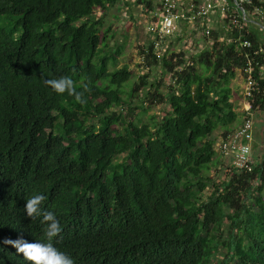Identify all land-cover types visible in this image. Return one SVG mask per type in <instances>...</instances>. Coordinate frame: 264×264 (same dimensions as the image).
I'll return each mask as SVG.
<instances>
[{
    "label": "trees",
    "instance_id": "trees-1",
    "mask_svg": "<svg viewBox=\"0 0 264 264\" xmlns=\"http://www.w3.org/2000/svg\"><path fill=\"white\" fill-rule=\"evenodd\" d=\"M120 2L0 0V264H28L5 239L47 243L42 217L25 211L36 194L75 264H264V156L251 171L230 163L224 179L209 174L248 114L238 125L231 86L247 53L258 87L244 97L264 110V29L228 18L201 50L161 56L147 32V73L131 83L118 66L124 46L104 28ZM255 5L264 0L246 10ZM61 77L87 86L85 103L45 83ZM158 103L165 114L144 120Z\"/></svg>",
    "mask_w": 264,
    "mask_h": 264
},
{
    "label": "built area",
    "instance_id": "built-area-1",
    "mask_svg": "<svg viewBox=\"0 0 264 264\" xmlns=\"http://www.w3.org/2000/svg\"><path fill=\"white\" fill-rule=\"evenodd\" d=\"M252 4H255V0H232L231 2L159 0L158 9L147 29L154 51L158 56L165 54L169 38L184 35V31L182 33L183 24L191 26L192 41L197 38L199 33H202L203 36H210L213 29L211 21L215 19L216 13L225 22L230 18L233 26L238 29H244L248 22H254L258 27L264 28V6L255 5L253 12H248L246 6ZM253 15L259 18H254ZM240 42L242 46L252 47L251 39H240ZM260 52L264 53V46L256 51V53ZM245 56L247 63L242 70L246 78L245 96L250 97L257 89L258 83L254 75V63L251 54L247 53ZM263 71L264 67H262V73ZM246 110L248 114L243 124L222 141L219 148L225 156L231 158L233 167L251 171L255 163L253 159L255 122L249 101Z\"/></svg>",
    "mask_w": 264,
    "mask_h": 264
},
{
    "label": "rangeland",
    "instance_id": "rangeland-1",
    "mask_svg": "<svg viewBox=\"0 0 264 264\" xmlns=\"http://www.w3.org/2000/svg\"><path fill=\"white\" fill-rule=\"evenodd\" d=\"M131 5L135 1L141 0H131ZM142 1H151L153 4L157 2V0H142ZM136 3V2H135ZM142 3V2H141ZM137 3L135 7H130L125 5V3L120 2L118 6L112 7L108 14L105 16L106 22L104 28H106L109 24H111L112 29L109 32L108 41L113 44L114 40H117L119 44H123L122 53L119 56V64L118 66H122L124 64H128L132 71L131 83H135L140 79V76L144 73H147V70L143 67V58L140 53V45L143 42H146L148 39V24L150 22V18H145L143 13V8L140 7ZM124 5V6H123ZM139 5V7H138ZM97 15H101L99 11H97ZM223 28L221 33H224L226 29H224L223 25L218 26V28ZM216 30V29H215ZM114 32V36L112 33ZM112 36V37H110ZM114 37V38H113ZM186 38H182L183 41L182 47L187 50L189 53H193L194 51L201 50L204 47V36H201V42L195 39L192 42L191 35H185ZM194 50V51H193ZM157 69H154L152 73L157 75ZM152 75L150 74V79H152ZM245 85L246 78L241 68H237L236 76L231 81L232 91L234 94V99L237 101V110L239 112L246 111L245 102H248L244 97L245 94ZM127 89L129 87L127 86ZM136 101V99H135ZM167 105L163 104H155L153 105L149 111L145 114H142L144 120H149L151 114H155L156 117H160L165 114ZM245 114L240 115V123L245 118ZM254 141H253V159L254 161L261 160L264 156V110L256 109L254 111ZM221 131L216 130L214 136H220ZM221 139L220 137L218 140ZM218 154V153H217ZM219 155V154H218ZM231 158L226 156L222 163H218L215 166H212L210 175H213L217 181L224 179L226 176V166H230ZM220 164V165H219ZM222 165V166H221ZM224 167V168H223ZM212 186L206 188L205 192L209 194L211 192Z\"/></svg>",
    "mask_w": 264,
    "mask_h": 264
},
{
    "label": "clouds",
    "instance_id": "clouds-1",
    "mask_svg": "<svg viewBox=\"0 0 264 264\" xmlns=\"http://www.w3.org/2000/svg\"><path fill=\"white\" fill-rule=\"evenodd\" d=\"M45 83L58 95L75 97L78 103H85L84 92L89 89L87 86L82 91H78L74 81L70 77H61L59 79H47ZM45 200L42 194H36L27 199L25 211L32 220L42 217V223L47 225L45 229L46 242H28L23 238L12 240L5 239L6 245H12L17 253L22 254L28 264H75L74 260L67 255L58 243L59 234L63 231L60 227L54 213L45 211L41 205Z\"/></svg>",
    "mask_w": 264,
    "mask_h": 264
},
{
    "label": "crops",
    "instance_id": "crops-1",
    "mask_svg": "<svg viewBox=\"0 0 264 264\" xmlns=\"http://www.w3.org/2000/svg\"><path fill=\"white\" fill-rule=\"evenodd\" d=\"M126 1H129V3H126V2H123V3H125V5L130 6L132 1L131 0H126ZM182 1H184V2H189V1L201 2V1H204V0H182ZM216 1H218V2H226V1H229V0H216ZM135 2L130 7H135L136 4L139 3L137 1H135ZM158 2H159V0H157V2L154 3V4L152 3V5H151V7L149 9H147L146 2H144V1H142V3L140 2L141 4H139V5H140L141 8H143V13L145 15V18H150V21L154 18L153 17L154 13L158 9V5H157ZM139 5H138V7H139ZM215 15H216V16H214L215 19L211 21L212 27L215 28V29H219L220 27L218 28V26H221V24L223 25V27L226 26V22L224 21V19L220 18L218 13H216ZM191 29L192 28H191L190 25L183 24L182 33L184 31V35L174 36V37L169 38V40H168V48L167 49H169V50H177V51L181 50V49H184L182 47L183 41L180 38H186L185 35H187V36L190 35ZM262 29H264V28H262ZM201 36H203L202 33H199V35L197 36L196 40L201 42L200 41L201 40ZM191 39H192V37L189 38V40H191ZM194 41H192V42H194ZM194 52H196V51H194ZM245 103H246L245 106L247 108L248 107V102H245ZM253 149H254V147H253Z\"/></svg>",
    "mask_w": 264,
    "mask_h": 264
}]
</instances>
